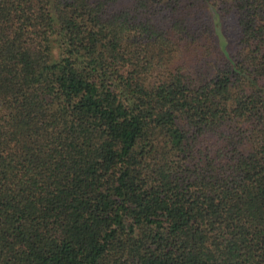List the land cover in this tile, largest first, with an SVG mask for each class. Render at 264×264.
Masks as SVG:
<instances>
[{
    "label": "trees",
    "instance_id": "1",
    "mask_svg": "<svg viewBox=\"0 0 264 264\" xmlns=\"http://www.w3.org/2000/svg\"><path fill=\"white\" fill-rule=\"evenodd\" d=\"M0 264H264V0H0Z\"/></svg>",
    "mask_w": 264,
    "mask_h": 264
}]
</instances>
